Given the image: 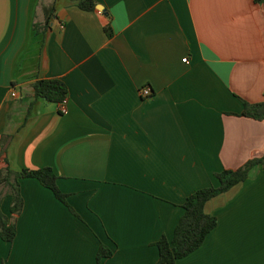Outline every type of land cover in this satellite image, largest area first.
<instances>
[{
	"label": "crops",
	"instance_id": "obj_1",
	"mask_svg": "<svg viewBox=\"0 0 264 264\" xmlns=\"http://www.w3.org/2000/svg\"><path fill=\"white\" fill-rule=\"evenodd\" d=\"M77 1L0 0V151L13 171L50 168L73 211L19 179L20 213L0 202L16 226L0 264H156L186 197L264 156V121L241 116L264 99V3ZM39 80L66 86L65 114L34 98ZM204 211L216 227L176 264H264L260 166Z\"/></svg>",
	"mask_w": 264,
	"mask_h": 264
},
{
	"label": "trees",
	"instance_id": "obj_2",
	"mask_svg": "<svg viewBox=\"0 0 264 264\" xmlns=\"http://www.w3.org/2000/svg\"><path fill=\"white\" fill-rule=\"evenodd\" d=\"M256 3H264V0H254ZM80 10L92 11L95 8L93 0H78L75 4ZM53 6L43 9L42 31L48 28L53 16ZM35 30L40 26L34 25ZM105 35L109 38L112 30L109 25L103 28ZM67 88L59 80H39L33 85V96L48 103L59 104L66 99ZM243 110L241 116L257 121H264V99L260 103H247L242 101ZM0 162L5 166L0 168V202L4 195L10 197V218L18 215L22 209V198L19 192V179L33 178L39 184L48 189L60 203L69 208L66 203V195L61 193L56 186V176L48 167L40 169H22L13 171L10 169L5 154L0 151ZM260 166L264 170V156L247 161L235 170H223L215 175L218 182L216 187L210 186L199 189L190 194L182 204L183 214L174 228L170 239L160 238L155 246L158 250L156 264H176V262L195 250L204 242L207 235L216 227L217 220L214 216L204 211L206 203L214 197L226 193L233 187L246 181L253 170ZM10 218L0 212V240L10 243L16 235V226ZM111 256V252L100 245L96 255V261Z\"/></svg>",
	"mask_w": 264,
	"mask_h": 264
},
{
	"label": "built area",
	"instance_id": "obj_3",
	"mask_svg": "<svg viewBox=\"0 0 264 264\" xmlns=\"http://www.w3.org/2000/svg\"><path fill=\"white\" fill-rule=\"evenodd\" d=\"M184 63L186 62V59L182 60ZM140 95L144 98H148L150 97V89L149 88H143L140 90ZM58 111L61 114H65L66 113V99L62 100L59 104H58Z\"/></svg>",
	"mask_w": 264,
	"mask_h": 264
},
{
	"label": "rangeland",
	"instance_id": "obj_4",
	"mask_svg": "<svg viewBox=\"0 0 264 264\" xmlns=\"http://www.w3.org/2000/svg\"><path fill=\"white\" fill-rule=\"evenodd\" d=\"M2 198H4V197H2ZM2 200V199H1Z\"/></svg>",
	"mask_w": 264,
	"mask_h": 264
}]
</instances>
